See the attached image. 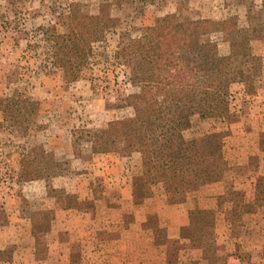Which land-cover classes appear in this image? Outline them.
Instances as JSON below:
<instances>
[{"label":"rangeland","instance_id":"1","mask_svg":"<svg viewBox=\"0 0 264 264\" xmlns=\"http://www.w3.org/2000/svg\"><path fill=\"white\" fill-rule=\"evenodd\" d=\"M167 14L207 19L201 38L221 55L236 43L228 110L181 130L222 160L186 190L148 178L134 189L140 153L92 140L132 116L118 44ZM258 217L264 0H0V264H264Z\"/></svg>","mask_w":264,"mask_h":264},{"label":"trees","instance_id":"2","mask_svg":"<svg viewBox=\"0 0 264 264\" xmlns=\"http://www.w3.org/2000/svg\"><path fill=\"white\" fill-rule=\"evenodd\" d=\"M207 21L174 24L173 15L167 14L148 27L149 34L118 44V63L125 67L126 80L137 88L127 96L132 116L109 123L99 132L100 142L94 138L92 143L101 149L140 153L134 189L148 178L162 181L168 191L186 190L197 180H212L210 167L213 164L215 169L222 160L219 147L215 155L210 148L188 149L181 133L193 113L220 115L228 110L227 85L236 43L232 42L231 54H219L213 41L201 38L208 33L203 28ZM220 30L230 36V30ZM169 31L174 35L168 36ZM235 32L238 39V29ZM88 53L82 49L81 63ZM7 110L2 108L5 116Z\"/></svg>","mask_w":264,"mask_h":264},{"label":"crops","instance_id":"3","mask_svg":"<svg viewBox=\"0 0 264 264\" xmlns=\"http://www.w3.org/2000/svg\"><path fill=\"white\" fill-rule=\"evenodd\" d=\"M258 219H260L261 221L259 222L258 226H257V229L260 230V235L262 236L261 240H259V242L255 243L254 245V250L255 251H258V252H261L264 253V237H263V232H264V217H258ZM261 227V228H260ZM235 259H238V258H235ZM241 260H245L244 258H240Z\"/></svg>","mask_w":264,"mask_h":264}]
</instances>
